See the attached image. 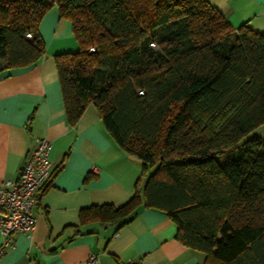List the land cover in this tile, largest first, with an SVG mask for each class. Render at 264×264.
<instances>
[{"label": "trees", "instance_id": "1", "mask_svg": "<svg viewBox=\"0 0 264 264\" xmlns=\"http://www.w3.org/2000/svg\"><path fill=\"white\" fill-rule=\"evenodd\" d=\"M53 6L79 46L54 55L67 123L94 106L145 175L123 205L80 209V223L122 225L144 206L202 264H264V136H247L264 124V34L208 0H0V71L45 56Z\"/></svg>", "mask_w": 264, "mask_h": 264}, {"label": "crops", "instance_id": "2", "mask_svg": "<svg viewBox=\"0 0 264 264\" xmlns=\"http://www.w3.org/2000/svg\"><path fill=\"white\" fill-rule=\"evenodd\" d=\"M233 27L244 23L264 34V0H208ZM45 56L28 67L0 71V185L16 179L39 137L50 141L54 169L29 234L13 233L0 264H202L205 254L175 238L176 224L162 211L138 207L128 222L81 224L91 205L119 207L141 190V162L122 150L89 105L78 122L67 123L54 55L77 51L71 22L56 6L39 24ZM3 235L0 231V247Z\"/></svg>", "mask_w": 264, "mask_h": 264}, {"label": "built area", "instance_id": "3", "mask_svg": "<svg viewBox=\"0 0 264 264\" xmlns=\"http://www.w3.org/2000/svg\"><path fill=\"white\" fill-rule=\"evenodd\" d=\"M50 141L39 137L33 149L24 157L16 179H6L0 185V231L3 242L0 253L10 242L13 233L29 234L35 225L32 209L43 194L50 181L54 167L49 158ZM97 255L90 254L89 264H97ZM127 264H144L142 261H130Z\"/></svg>", "mask_w": 264, "mask_h": 264}, {"label": "rangeland", "instance_id": "4", "mask_svg": "<svg viewBox=\"0 0 264 264\" xmlns=\"http://www.w3.org/2000/svg\"><path fill=\"white\" fill-rule=\"evenodd\" d=\"M253 134L264 136V124L256 127L254 130H252L247 136H251ZM224 157H221L220 160H223Z\"/></svg>", "mask_w": 264, "mask_h": 264}]
</instances>
